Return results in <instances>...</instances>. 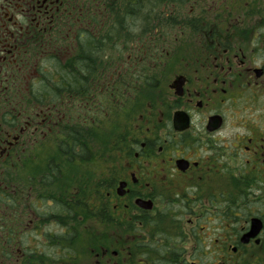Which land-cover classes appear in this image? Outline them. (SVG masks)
Here are the masks:
<instances>
[{"label": "flooded vegetation", "instance_id": "obj_1", "mask_svg": "<svg viewBox=\"0 0 264 264\" xmlns=\"http://www.w3.org/2000/svg\"><path fill=\"white\" fill-rule=\"evenodd\" d=\"M0 256L264 264V0H0Z\"/></svg>", "mask_w": 264, "mask_h": 264}, {"label": "water", "instance_id": "obj_2", "mask_svg": "<svg viewBox=\"0 0 264 264\" xmlns=\"http://www.w3.org/2000/svg\"><path fill=\"white\" fill-rule=\"evenodd\" d=\"M261 226V221L257 218L252 219V225H251V230L250 232L244 236L243 240L247 241L251 237H255L260 229Z\"/></svg>", "mask_w": 264, "mask_h": 264}, {"label": "trees", "instance_id": "obj_3", "mask_svg": "<svg viewBox=\"0 0 264 264\" xmlns=\"http://www.w3.org/2000/svg\"><path fill=\"white\" fill-rule=\"evenodd\" d=\"M3 251V250H2ZM3 258L0 256V261L2 260ZM36 263H33V262H29L30 264H37V260H35Z\"/></svg>", "mask_w": 264, "mask_h": 264}]
</instances>
